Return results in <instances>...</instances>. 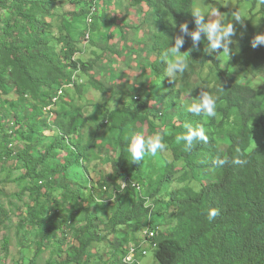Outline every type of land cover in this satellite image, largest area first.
Returning <instances> with one entry per match:
<instances>
[{
	"label": "trees",
	"instance_id": "1",
	"mask_svg": "<svg viewBox=\"0 0 264 264\" xmlns=\"http://www.w3.org/2000/svg\"><path fill=\"white\" fill-rule=\"evenodd\" d=\"M93 1L0 0V96H5L0 100V143L4 144L0 155L1 160L13 162L14 170L22 171L21 180L33 181L27 189L34 202H24L26 214L19 220L18 231L35 236L40 255L52 250L45 264H93L94 259H98L96 264H124L128 246L140 245L138 236L145 229L158 233V248L153 250L156 264H264V145L251 150L255 132L264 130V86L241 84L222 68L220 59L205 54L203 37L198 50L193 49L190 37L185 38L180 51L187 67L170 82L166 67L174 62V53H165L180 34V24L195 29L191 16L195 2L129 0L153 10L162 25L154 43L158 55L152 64L154 80L141 98L145 102L139 108L106 110L99 118L81 108L70 116L72 104L64 106L63 102L68 89L60 96L59 91L74 82L71 71L86 74L93 67L77 58L81 45L67 26H56L47 19L54 21L58 14L79 18L89 11L64 13L65 4L92 6ZM251 1L253 13L260 4L256 16L264 17V0ZM213 8L222 14L238 13L215 0ZM94 17L87 28L90 36ZM252 21L244 24L248 34L235 35L233 51L225 54L238 71L264 80V45L251 46L258 35ZM209 68L220 74L212 89L206 90L218 96L215 117L187 111V104L200 93L191 87L189 76ZM221 86L224 91L218 92ZM55 98L58 101L53 103ZM155 103H162L164 112H156ZM52 105L53 116L45 111ZM12 113L13 135L9 136L4 133V120ZM185 124L202 125L207 142L195 141L186 150L184 142L176 140L187 131ZM141 126L148 127L151 135H162L164 154H171V161L162 150L155 156L146 155L140 163L132 162L127 146ZM39 133L51 139L42 150L31 144L18 151L10 147L16 135L32 141ZM222 142L228 144L226 152L221 150ZM107 143L119 152L116 161L102 155ZM102 160L113 166L112 179L119 181L109 184L97 165L91 168L94 161ZM85 188L87 195L81 191ZM55 191L62 192L63 200ZM42 196L57 203L56 213L52 205L40 200ZM213 209L218 214L209 219ZM155 214L161 224L152 222ZM8 217L9 210L0 202L3 228ZM68 230L75 240L67 249ZM132 233L135 239L130 241ZM7 243L6 239L3 248L8 252ZM25 254L21 252L18 263L26 264ZM143 257L136 260L141 262ZM30 264H40L39 256L31 257Z\"/></svg>",
	"mask_w": 264,
	"mask_h": 264
},
{
	"label": "rangeland",
	"instance_id": "2",
	"mask_svg": "<svg viewBox=\"0 0 264 264\" xmlns=\"http://www.w3.org/2000/svg\"><path fill=\"white\" fill-rule=\"evenodd\" d=\"M213 0H194L195 9L200 8L205 13L212 10ZM220 2L225 7L236 9V14H222L223 19L226 22H230L234 19L235 15H239L241 22L233 21L236 28V35L248 34V31L244 29L245 22L253 20V26L258 34H264V17L256 16L260 10L259 4L255 13H253V1L251 0H215ZM79 3L76 6L71 4H65L64 13L73 12L81 13L82 10L89 11V4ZM98 14L94 17V25L92 27V36L87 43L85 34L89 30L86 17L88 13L81 14L83 16L71 18L69 15L58 14V18L47 19L48 22H55L56 26H67L68 31L71 33L73 40L77 42V45H81V53L77 54V58L90 65L93 69L88 72H70L71 79L76 83L71 89L67 91V100H64V106L66 102L71 103V107H68V115H74L75 109H85L86 113H94L96 118L104 115L106 110H115L118 108H139L140 103L145 100L141 98L148 92L154 80V72L152 64L158 58L157 53L154 50V43L157 36L162 31V25L157 19L153 10H150L146 5L136 6L129 0H98L97 3ZM6 17V13H1ZM70 24V25H69ZM56 32V30L54 29ZM79 45V46H80ZM179 56L184 59L187 64L186 58L182 53H174L173 61ZM214 58H218L222 61V68L230 71L231 75L238 78L241 84L250 85L255 88H261L264 86V80L254 79L246 73L238 71L230 59L225 53H222V49L217 50L212 55ZM198 71L197 74L189 76V82L197 92L201 90H210L219 80L220 74L217 70ZM91 78L95 82L104 86L105 90L101 91L98 87L92 85ZM12 83L9 81L8 85ZM2 92L0 91V95ZM5 96H0V100ZM9 100V102H11ZM136 102L138 104H136ZM188 106V104H187ZM156 112H164L165 106L162 103H155ZM6 109V108H4ZM27 111V109H26ZM22 112L20 117H25L26 114ZM169 114H173L170 112ZM14 114H10L9 118L4 120V133L9 136L13 135V130L10 128L12 125V119ZM10 120V121H9ZM67 120V119H66ZM51 122V121H50ZM41 128L45 131L44 124ZM91 130V129H89ZM22 131V130H20ZM20 133V132H19ZM140 134L145 138L151 136V132L148 127H140ZM264 130L259 129L255 132V136L252 141L251 150L259 148L264 145ZM89 133L87 132V135ZM14 138V137H13ZM12 138V139H13ZM223 141V138H218ZM51 139L47 138L43 133L37 134L32 141H25L20 136H15L12 140L10 147L15 151L25 149L28 144L34 145L39 150L50 145ZM221 150L226 152L228 150V144L222 142ZM0 143V153H4L3 146ZM165 150L162 151L164 154ZM102 155L104 157H112L114 161L119 158V152L115 151L110 143H107V147L103 150ZM33 155V151H32ZM168 161L172 160V156L169 153L164 154ZM63 160V157H60ZM60 160H58L60 162ZM12 161L6 162L1 160L0 155V202L9 210V217L6 218L7 227L0 226V264H25L18 263L21 259L20 255L26 253L24 261L26 264H30L31 257L39 256V263L45 264L52 257V250L45 251L42 255L37 252L38 247L35 246V236L19 232V220L22 214H26V208L24 202H30L33 204L28 191V187L32 186L33 181L21 180L22 171L19 169L14 170ZM97 165L102 173L106 176V182L112 184L114 180L112 175L114 174V168L108 166L106 162L94 161L91 164ZM119 181V180H118ZM45 191V190H43ZM83 194H89L85 189H81ZM56 197L59 200H63L62 192L55 191ZM41 201H47V196H42ZM49 205H52L55 209L52 213H56L57 203L48 200ZM48 206V204H46ZM68 209L71 205H67ZM166 214V218L168 219ZM164 220V218H163ZM153 223L161 224L162 219L156 214L152 219ZM98 223V222H97ZM67 231V230H66ZM67 249L75 240V237L70 234L68 230ZM62 235V232L59 233ZM62 237V236H60ZM130 241L135 239V235L130 234ZM139 239L142 238L140 234ZM8 241V252L3 248L5 241ZM146 248L148 244L145 245ZM98 259H94V263H97ZM22 261V262H24ZM141 264H156L155 255L153 251H149L146 257L140 259Z\"/></svg>",
	"mask_w": 264,
	"mask_h": 264
},
{
	"label": "clouds",
	"instance_id": "3",
	"mask_svg": "<svg viewBox=\"0 0 264 264\" xmlns=\"http://www.w3.org/2000/svg\"><path fill=\"white\" fill-rule=\"evenodd\" d=\"M191 16L194 18L195 29L190 30L188 23L180 24V34L174 37V44L167 49L165 55L171 56L172 53H181L180 49L184 46L186 37H190L194 50H198V46L201 43L203 37L206 40V47L204 49L205 54L212 55L217 50L222 49L223 53L230 55V53L233 51L230 46L235 43L233 37L236 35V28L234 27L233 21L242 23L239 15H235L232 21L226 22L223 19L220 10L217 8H213L208 13H205L200 8H196L191 12ZM262 45H264V34H258L251 41V46L253 48H257L258 46ZM186 67L187 65L184 59L177 56L174 62L167 63L166 76L170 78L171 82V80L175 78L177 74L183 73ZM217 91L222 92L224 89L221 86L217 89ZM217 99V95H214L206 90H201L195 100L187 106V111L195 115L204 114L208 117H215ZM184 127L187 129V131L181 135H178L176 140L178 142L183 141L186 150H190L195 141L207 142L208 136L206 135L205 128L202 125L193 127L191 124H185ZM164 148L165 145L162 141V135L160 133L148 136L147 138H145L144 135L140 133H134L131 136L130 142L127 146V152L129 153L133 163H140L146 155L155 156L159 151L164 150ZM219 163L224 164L225 161L220 160ZM145 206H148L147 202ZM217 214L218 213L215 209L210 210L208 218L214 219ZM145 230H143V232ZM143 232L141 233L142 238L140 245L145 246L148 243H146L143 238ZM156 237H158V233ZM154 242H156L155 239ZM131 245L137 244L131 243L129 246ZM148 247H150L149 244ZM153 250L154 249H149V251Z\"/></svg>",
	"mask_w": 264,
	"mask_h": 264
},
{
	"label": "built area",
	"instance_id": "4",
	"mask_svg": "<svg viewBox=\"0 0 264 264\" xmlns=\"http://www.w3.org/2000/svg\"><path fill=\"white\" fill-rule=\"evenodd\" d=\"M98 13V8H97V0L93 1V5L89 8V14L87 17V23L88 26L90 27L91 24L93 23V17ZM90 33L86 31L85 34V38L87 43L90 40ZM74 86V82L72 84H66L62 90L59 91V96L62 95L64 89H71ZM58 101V98H55L53 100V103H56ZM53 109V105L46 108L45 111H49L50 115L53 116L54 114L51 112ZM140 186V185H139ZM124 187H126V185H124ZM139 189H141L140 187H138ZM157 236V232L154 230H145L143 232V238L145 240L146 243L149 244V248H146L144 245H131L129 246L128 250H127V256L123 259L124 264H141V262H139V260H136L137 257L139 258V256H144L146 257L149 253V249H156L157 248V243L154 242L155 237Z\"/></svg>",
	"mask_w": 264,
	"mask_h": 264
}]
</instances>
